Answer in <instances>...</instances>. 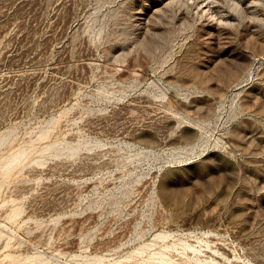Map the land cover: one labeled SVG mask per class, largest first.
I'll return each mask as SVG.
<instances>
[{"label":"rangeland","instance_id":"1","mask_svg":"<svg viewBox=\"0 0 264 264\" xmlns=\"http://www.w3.org/2000/svg\"><path fill=\"white\" fill-rule=\"evenodd\" d=\"M0 264H264V0H0Z\"/></svg>","mask_w":264,"mask_h":264}]
</instances>
